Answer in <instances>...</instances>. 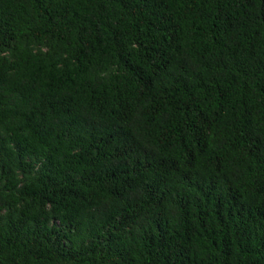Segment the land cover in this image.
<instances>
[{
  "label": "trees",
  "instance_id": "trees-1",
  "mask_svg": "<svg viewBox=\"0 0 264 264\" xmlns=\"http://www.w3.org/2000/svg\"><path fill=\"white\" fill-rule=\"evenodd\" d=\"M0 264H264V0H0Z\"/></svg>",
  "mask_w": 264,
  "mask_h": 264
}]
</instances>
